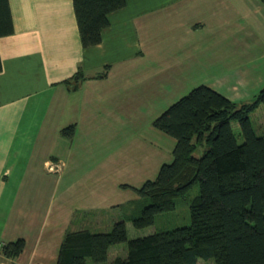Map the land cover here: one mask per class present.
Masks as SVG:
<instances>
[{"label":"crops","instance_id":"1","mask_svg":"<svg viewBox=\"0 0 264 264\" xmlns=\"http://www.w3.org/2000/svg\"><path fill=\"white\" fill-rule=\"evenodd\" d=\"M9 6L13 32L0 36V243L25 244L12 258L0 252V264H56L69 226L97 224L102 211L138 199L122 184L153 179L175 145L152 120L202 64H224L221 83L201 84L232 101L264 85L261 0H125L89 47L72 0ZM78 68L85 77L66 83ZM70 124L71 139L60 135Z\"/></svg>","mask_w":264,"mask_h":264},{"label":"trees","instance_id":"2","mask_svg":"<svg viewBox=\"0 0 264 264\" xmlns=\"http://www.w3.org/2000/svg\"><path fill=\"white\" fill-rule=\"evenodd\" d=\"M72 1L83 47L99 43L107 14L125 5V0ZM12 32L9 0H0V36ZM106 69L97 76L103 77ZM84 77L78 68L65 82L76 84ZM260 104L264 85L249 101H232L204 84L174 101L152 120L155 128L175 139L172 160L139 187L122 184L135 190L138 199L121 205L126 208L123 218L109 229L92 230L91 223L93 227L69 226L56 264L104 261L109 246L118 242L126 243V256L108 264H194L197 258H212L214 264H264V135L255 133L250 120ZM232 122L238 124L241 141ZM74 132L70 124L60 135L71 139ZM199 146L203 150L196 156ZM196 182L199 193L190 202L188 225L128 236L126 220L136 228L152 225L158 213L174 209L175 199ZM24 244L17 238L3 243L0 252L12 258Z\"/></svg>","mask_w":264,"mask_h":264},{"label":"rangeland","instance_id":"3","mask_svg":"<svg viewBox=\"0 0 264 264\" xmlns=\"http://www.w3.org/2000/svg\"><path fill=\"white\" fill-rule=\"evenodd\" d=\"M203 62L206 61L205 58H211V52H207L205 56H203ZM219 70V71H217ZM222 71H225L224 64L219 65L218 67L215 65L210 64H202L200 67V72L196 74V79L194 82H186L184 90H182V95L186 94L192 87L195 85L201 84L202 82H210L212 81V78L214 80H218L221 83V78L218 76V74H221ZM219 84V83H217ZM220 85V84H219ZM223 89L226 90L223 86H221ZM224 91V90H223ZM181 93V92H180ZM253 98V97H252ZM251 98V99H252ZM248 99V98H244ZM261 107L264 108V104H260ZM147 112L144 114V122L147 119ZM250 120L252 123V126L255 130V133L257 135H264V109H256V111H253L250 114ZM152 124V123H151ZM234 132L238 135V140L241 141L242 137L239 135V127L236 122L231 123ZM143 128V127H142ZM142 128H139V131L144 132ZM164 134V133H163ZM167 138L170 140V147L174 145V138L171 137L168 134H164ZM164 148H166V145H164ZM203 147L199 146L193 153L194 155L198 156L202 153ZM172 160V153H169L168 158L166 157L164 160V163H169ZM54 165L53 169H51ZM61 168V165L57 162H48L47 169L52 170H58ZM199 193V184L196 182L187 193H185L182 196H179L175 199V207L172 210L164 211L161 213H158L155 216L154 223L150 226L143 227V228H136L134 227L130 221H126L125 224H128L127 234L129 237H137V236H143L146 235V233H151L156 230H163V229H171L176 226H183L188 225L190 223V212H189V205L192 200V198ZM126 211V208L121 209H109L102 211L101 215L96 216L93 220L97 222V224H92L94 227L98 228H91L92 230H105L109 229L112 225V223L117 219L123 218V212ZM94 216H92L93 218ZM90 227H93L90 224H87ZM127 252L126 243L125 242H118L115 244H112L109 246L107 251V258L104 261L101 262H95V264H108L114 256H120L125 257ZM202 263L200 264H214V261L212 258L209 259H201ZM88 264H93V261L90 258H87Z\"/></svg>","mask_w":264,"mask_h":264},{"label":"built area","instance_id":"4","mask_svg":"<svg viewBox=\"0 0 264 264\" xmlns=\"http://www.w3.org/2000/svg\"><path fill=\"white\" fill-rule=\"evenodd\" d=\"M50 166H52L51 169H53V166H54V165H50ZM1 245H2V244L0 243V247H1Z\"/></svg>","mask_w":264,"mask_h":264}]
</instances>
